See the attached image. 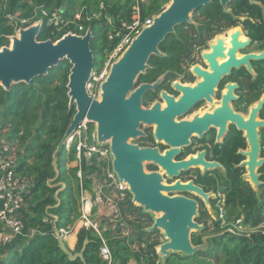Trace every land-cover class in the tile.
Masks as SVG:
<instances>
[{"label": "trees", "instance_id": "16d2710c", "mask_svg": "<svg viewBox=\"0 0 264 264\" xmlns=\"http://www.w3.org/2000/svg\"><path fill=\"white\" fill-rule=\"evenodd\" d=\"M169 2L0 0V48L9 45L10 37L15 35L21 20L35 18V21L42 17V27L37 35L39 42L51 40L55 43L68 33L83 35L87 30L91 32L93 72L97 73L118 41L108 39L112 25L120 28L122 23H130L136 4L140 18L144 20L159 15ZM55 11L59 13L61 22L48 25V19ZM78 12L81 14L76 19ZM191 19L199 21L193 20L197 26L188 23L177 26L174 34L167 36L159 46L164 56L150 58V68L138 77L136 85L152 84L165 74L162 87L170 88L168 83L176 79V73H187V64L193 61L196 50L227 29L241 27L245 37L252 42L264 43V0H255L254 4L249 0H231L227 11L215 0L193 12ZM252 67L257 76L251 80L246 75V85L250 91H256V99H259L264 93V60L252 62ZM70 68L68 61L63 60L46 76L36 77L30 84L19 83L9 91L0 87V136L15 147L17 170L32 180V187L25 198L26 205L15 215L22 223L26 239L0 250V264H106L99 256L101 239L93 231L78 230L73 252H80L81 257L74 260L63 254L53 235V229L72 227L79 218L78 169L69 166L76 159L74 143L62 147L57 156L56 171L53 167V154L75 113L74 108L68 107L66 85ZM154 95L147 93L142 105L153 100ZM260 119L264 120V107ZM87 128L88 133L93 131V125L88 124ZM234 133L235 136L229 138L228 151L219 155V161L226 168L225 184L228 186L222 209L224 225L216 219L213 230L209 231L201 212L195 221L202 224L203 229L191 235L193 246L203 245L202 238L209 236L207 249L191 256L171 254L164 262L156 263L155 247L159 243L155 232L145 230L153 223V217L139 207L129 209L133 204L127 202L122 205L121 212L131 231L129 235L124 237L119 228H108L102 234L112 255L111 264H264V233L256 230L264 220V163L258 169L260 185L255 193L241 177L244 170L235 167L243 159L236 152L246 145L240 134ZM146 141L153 144L152 139ZM260 145L264 158V129L261 130ZM85 162L82 157L81 171L85 184L91 182L90 177L100 179L102 166L96 159L91 158L88 164ZM197 182L203 183L204 180L199 178ZM49 214L56 217L54 223L44 221ZM238 227L246 232L238 231ZM142 244L144 248H141Z\"/></svg>", "mask_w": 264, "mask_h": 264}, {"label": "water", "instance_id": "95a60500", "mask_svg": "<svg viewBox=\"0 0 264 264\" xmlns=\"http://www.w3.org/2000/svg\"><path fill=\"white\" fill-rule=\"evenodd\" d=\"M215 0H170L166 8L153 17L150 27L143 29L115 60L109 69L106 79L99 86V100L91 97L87 90L93 73L94 58L90 50L91 32L84 36L71 33L64 35L53 43L51 40L37 41L42 22L20 29L17 36L10 37V46L0 48V87L9 91L13 85L19 83L30 84L36 77L46 76L48 71L56 67L59 62L66 60L71 65L66 88L68 90L69 108L75 113L63 138L53 154V167L57 169V156L63 146H70L67 140L77 127L85 121L94 125L97 143L109 144L112 156V171L119 182L128 186L132 202L137 204L144 213L159 215L146 232L161 231L166 242L157 247V254L162 262L171 254L191 256L199 250H206L209 236L202 238L203 245L193 246L191 235L203 229L195 221L198 216V204L183 194L193 192L207 201L208 194L194 186L192 182L182 183L178 178L181 173L191 168L201 166L205 172L213 169L215 163L203 160V153L196 157L190 156L186 160H175L183 147H187L192 135L200 138L210 126L218 127V139L226 131L227 121L235 128L245 133L249 150L243 153L247 161V173L244 175L255 190L260 185L258 169L264 163L260 158L259 131L264 129V120L259 113L264 106V95L250 109L247 119L234 113L228 106L235 96L234 86L227 87L223 109L215 115L195 117L191 121L177 122V118L187 112L199 99L213 94L214 88L221 77L231 68L245 65L250 68L251 60H260L264 54L247 55L237 59L236 53L249 44L240 42L242 30L238 28L231 34V47L224 54L225 44L218 39L211 46L212 53L203 54V58L212 73L195 67L193 72L202 77L203 82L195 87L183 86L179 82L172 87L181 93L177 99L165 92L160 97L165 102L154 103L150 108L142 107V100L147 92H154L160 85L163 76L152 84L136 85L138 77L150 68L148 62L151 57H163L159 51L160 44L174 34L177 26L185 23L192 24V13L208 6ZM220 6L227 11L231 0H218ZM254 4L255 0H249ZM218 59L226 60L220 65ZM210 101V100H209ZM141 126L153 127V138L156 142H163L168 149L160 153L157 148L140 147L132 142L145 135ZM159 167L169 179H176L173 184L164 183L160 173L144 171V164ZM54 180H51L53 182ZM50 182V181H49ZM60 250L69 260L80 258V252H73L65 243V239L57 238ZM86 243V242H85Z\"/></svg>", "mask_w": 264, "mask_h": 264}, {"label": "built area", "instance_id": "2783aa9c", "mask_svg": "<svg viewBox=\"0 0 264 264\" xmlns=\"http://www.w3.org/2000/svg\"><path fill=\"white\" fill-rule=\"evenodd\" d=\"M42 15L45 16L46 14L43 13ZM75 17L79 19L80 16L76 15ZM39 18L36 22L42 21V17L40 18L41 20H39ZM29 21L30 20H21L20 26L16 29L14 36H17L20 29H25L30 26L27 24ZM60 22L59 13L57 11L52 13L48 19V25H58ZM108 22L110 23L109 20ZM152 23L153 17L144 20L140 18L139 7L136 4L132 10L130 23H122L120 28H115L112 25V30L109 32L108 39H116L118 41L100 71L92 73L90 83L87 85V90L93 89L92 97L94 99L99 100V86L106 79L111 64L126 50L132 40L143 29L150 27ZM79 30H81V28H79ZM77 36H84V34ZM87 125L88 123L83 121L67 140V143L70 145L74 143L76 148L74 167L78 169L79 218L75 224L79 227L78 230H91L100 237L102 245L100 247L99 256L106 264H111L112 255L102 234L108 228L112 230L119 228L124 237L129 235L131 231L123 219L121 208L122 205L127 202L133 204L132 196L129 193L128 186L123 182H119L112 171V156L109 144L97 143L94 125L91 133H88ZM4 132L3 130V133ZM82 157L86 160V164H88L91 158H95L96 162L102 166V175L100 179L94 180L93 177H90L89 180H91V182L85 184L81 171ZM17 159L18 156L15 147L5 142L4 139L1 140L0 250H5L17 241L21 242L23 239H26V236L22 233V223L15 215L26 205L25 198L32 187V180L17 170ZM56 220V217L51 214L44 217V221L47 222L54 223ZM218 220L224 225L225 216L222 208L218 210ZM238 222L239 221H237V223ZM101 226H103V228H101ZM74 228L75 225L72 227L68 226L65 228L53 229V235L56 239H66V237L72 234ZM238 230L242 231V228L238 227ZM256 230L262 234L264 233V220L256 227ZM32 234H34V232H32ZM156 247L155 252L156 255L159 256ZM141 248H144L143 244ZM156 263H159L158 259Z\"/></svg>", "mask_w": 264, "mask_h": 264}, {"label": "flooded vegetation", "instance_id": "af4514ba", "mask_svg": "<svg viewBox=\"0 0 264 264\" xmlns=\"http://www.w3.org/2000/svg\"><path fill=\"white\" fill-rule=\"evenodd\" d=\"M191 21H192L193 25L197 26V24L192 19H191ZM235 28H240L242 30L241 27H235ZM235 28L227 29L224 32H222L220 34H216L211 39H208L207 41H205L204 47L198 48L196 50V52L194 53L193 61L188 62L187 73L185 75L176 73V76H177L176 79H174L173 81H170L168 83V86L170 88L162 87V84L164 83V80H165V74L161 75V76H163V79H162L159 87L154 92H152L155 94L153 97V100H151L150 102H148L142 106H146L147 108H150L152 106L151 103H153L155 100H157V102L160 103L161 108H164L165 102L160 97V94L162 92H165L167 95L172 96L175 99L179 98L181 96V93L179 91H176L172 87V84L175 82H179L183 86H190V87H195L197 84L203 82L202 77L197 76V74H195L193 72V69L195 67H199L201 70H203L205 72L212 73L209 70L208 64L206 63V61L203 58V54L212 53L211 46L216 44V41L218 40V39L216 40V37H223L224 38V39L221 38L220 40H223V42L225 44L224 54H226L227 50L231 47V45H230V47L227 49V46H226V40H227V34L228 33L226 34V36H221V35L225 34L227 31L229 32L230 30L235 29ZM241 36H243L245 38V40L244 41L239 40V41L240 42H246V39H248V38L245 37L243 30H242ZM241 36H239V38ZM248 40H249V44L247 46L254 44V42H252L250 39H248ZM210 42H213V43L211 44ZM230 42H231V37H230ZM247 46H245L242 50H240L236 53L237 59H240V58L247 56V55H252V54H248V53H243L244 52L243 50ZM200 51H203V52L200 54ZM253 55H256V54H253ZM200 59L202 60L201 65H199ZM260 60H264V58H262ZM225 61L226 60L217 58V63L219 65ZM255 61H258V60H251L250 61V63H249L250 68L249 69L245 65H243L239 68H231L228 73H225L221 77L220 81L217 83V85L214 88L213 94L209 95L210 101L206 98L199 99L189 108V110L187 112H185L184 114H182L180 117H178L176 119L177 122L191 121L195 117L200 118L204 115H215V113L217 111L223 109V103H224L223 99L227 93V87L228 86H234L233 95L235 96V98L229 102L228 106L231 108V110L234 113L241 115L239 112L235 111L233 109V107L238 108L240 106V104L242 103V101L244 99V95L246 93H256V91H250L249 90V88L246 85V79H245L246 75L250 76L251 80H254L256 78L257 74L255 73V71L252 67V62H255ZM147 93H149V92H147ZM263 95H264V93L260 96L259 99L255 100L254 102L257 103ZM215 102H217V105H214ZM209 105H214V106L210 110L204 111L201 114H199L200 111L198 112V110L202 106H209ZM262 110H263V108H262ZM249 113H250V111H249ZM249 113H248V116H249ZM260 113H259V118H260ZM188 116H191V117L189 120H186V117H188ZM248 116L247 117L243 116V118L247 119ZM261 130L259 131V142H260ZM234 131H236L237 133L240 134L241 138L244 139L245 145H246V147L244 149L239 148L237 150L236 154L241 156L243 159L237 165H235V167L244 170V173L241 176L242 179L250 185V187L252 188V190L255 193H257L258 191L252 187V184L250 183V181H248L247 178L244 177V175L247 173V171H246V166H243L242 164L247 161V157L244 156L243 153L248 152V150H249L247 140L245 139V133L238 131L234 125L230 124L229 121H227V124H226V131L222 133V135L219 137V139H218L219 128L214 127V126H210L208 128V130L205 133H203V136L200 138L192 135L190 140H189L190 144L187 147H183L181 149L180 155L175 159L177 161L178 160H186L190 156L196 157L197 154L203 153L204 154L203 160L205 162L216 164V166L213 167V169H207L205 172L203 171V169H201L202 168L201 166L191 168L187 172L181 173L179 178H178L184 184H186L188 182H192V184L194 186L200 188L204 194H208V197H207L208 202H209L210 208L214 211L213 214H215V216H218L217 209L219 210V208H222V209L224 208L225 199H226L227 191H228V186H226V184H225V182L227 181L226 168L219 161V155L222 152L228 151L229 138L231 136L232 137L235 136ZM143 134L145 135L144 132H143ZM148 139L153 140L152 137L149 138L148 136L145 135L144 137L137 138L134 141L141 140V142L146 143L147 145L152 144V143H149L146 141ZM133 144H136V143H133ZM136 145H138V144H136ZM159 145L163 146L162 151H160L158 149V151L160 153H163L168 149V147L163 142H161ZM148 147H150V145ZM260 148H261V145H260ZM183 154H184V156H183ZM260 158H263L261 156V152H260ZM149 165H150L149 167L151 168L152 167L151 165H153V164H149ZM192 169H198V170H195L192 172L191 171ZM257 173H258V171H257ZM199 178L203 179L204 182L203 183L197 182V180ZM170 181H172L174 183L176 181V179H171ZM173 183H171V184H173ZM258 189H259V187H258ZM183 195L190 198V199H192L191 196H195V197L202 199L201 196H199L193 192H185ZM213 196H214V198H212ZM193 200L196 201L197 199H193ZM203 207L204 206L202 203H198V214L200 212H203V209H202ZM204 214H205V216H207L205 212H204Z\"/></svg>", "mask_w": 264, "mask_h": 264}, {"label": "rangeland", "instance_id": "374dc122", "mask_svg": "<svg viewBox=\"0 0 264 264\" xmlns=\"http://www.w3.org/2000/svg\"><path fill=\"white\" fill-rule=\"evenodd\" d=\"M169 3H167L166 5H164L162 8L163 9H165L166 8V6L168 5ZM79 11V10H78ZM81 14V12H78L77 13V15H80ZM192 18V17H191ZM198 18V17H197ZM35 19V18H34ZM34 19L33 20H30L27 24L28 25H30V26H32V25H35L36 23H38V22H36V20L34 21ZM39 20H41L40 18H39ZM192 20H195V22H199V21H197L196 19H192ZM30 26H28V27H30ZM228 33V31L225 33V34H222L221 36H226V34ZM211 44L213 43V42H210ZM209 43V44H210ZM8 46H10V44L8 45ZM209 48V47H208ZM244 52L243 53H248V54H256V55H259V54H264V43H254L253 45H249V46H247L244 50H243ZM203 51H200V54L202 53ZM109 56H110V54L107 56V59H106V61L108 60V58H109ZM119 58V57H118ZM118 58H116V60L118 59ZM201 62H202V60L200 59V64L199 65H201ZM88 92H89V94H90V96L92 97L93 96V89H89L88 90ZM257 98V94L256 93H246L245 95H244V99H243V101H242V103L240 104V106L238 107V108H234L233 106V109L235 110V111H237V112H239L242 116H244V117H247L248 116V113H249V111H250V109L252 108V107H254L255 105H256V102H254L255 100H257L256 99ZM155 102H157V100H155L153 103H151V105H153ZM214 105H217V102H215L214 103ZM214 105H209V106H202L199 110H198V112H199V114H201L202 112H204V111H208V110H210ZM150 106V105H149ZM143 108H147L146 106H142ZM190 117L191 116H188V117H186V120H189L190 119ZM144 133H145V135L146 136H148L149 138H153V128L152 127H146V126H141V128H140ZM94 130H95V127H94ZM1 140H3V138H2V136H0V141ZM153 144H149L150 145V147L151 148H157V149H159L160 151H162V149H163V146L162 145H159L160 143H158V142H156V140L153 138ZM132 143H136V144H138L140 147H148V146H145V145H147L146 143H143V142H141V140H138V141H134V142H132ZM69 166H71V164H69ZM150 165L149 164H147V163H145L144 164V171L146 172V173H151V172H157V173H160L161 174V176L164 178V183H166V184H171V183H173L172 181H170L171 179H169L166 175H165V173L159 168V167H156L155 165H151L152 167L150 168L149 167ZM202 169V168H201ZM200 169V170H201ZM195 170H198V169H192L191 171L193 172V171H195ZM54 186H59V185H54ZM76 186V183H74V187ZM212 196V195H211ZM195 196H191V198L192 199H197L196 201L198 202V203H202L203 204V214H204V212L206 213V215L207 216H205V214H204V216H205V219H206V226L208 227V229H209V231H211V230H213V223L215 222V220L216 219H218V216H215V214H213V210L210 208V205H209V202H208V199H207V201H205L204 199H201V198H198V197H195ZM212 198H214V196L212 197ZM197 203V204H198ZM138 207V205L137 204H135V203H133V206L132 207H130L129 209H132V208H137ZM142 211V210H141ZM201 213V212H200ZM199 213V214H200ZM152 217H153V219H155L156 217H158L159 215H157V214H151V213H149ZM198 214V215H199ZM202 225V224H201ZM203 226V225H202ZM78 229H79V227L77 226V224H75V228H74V231L72 232V234H77V232H78ZM239 231V230H238ZM242 231L243 232H246V230H244L243 228H242ZM194 233H198V232H194ZM155 239L158 241V243H160L159 245H161V244H163L164 242H166V239L164 238V235L162 234V232L161 231H156L155 232ZM69 243V239L68 240H66V244H68ZM158 245V246H159ZM157 246V247H158ZM157 247H156V249H157ZM75 248V247H74ZM73 250V249H72ZM178 255H181V254H178ZM158 260L159 261H162L161 260V257L160 256H158Z\"/></svg>", "mask_w": 264, "mask_h": 264}, {"label": "crops", "instance_id": "0c3cea01", "mask_svg": "<svg viewBox=\"0 0 264 264\" xmlns=\"http://www.w3.org/2000/svg\"><path fill=\"white\" fill-rule=\"evenodd\" d=\"M70 167H74V162L71 163V166ZM69 239V243L66 244L71 250L73 249L74 250V247H75V244H76V234H70L68 237H66L65 239V243H66V240Z\"/></svg>", "mask_w": 264, "mask_h": 264}, {"label": "bare ground", "instance_id": "6f19581e", "mask_svg": "<svg viewBox=\"0 0 264 264\" xmlns=\"http://www.w3.org/2000/svg\"><path fill=\"white\" fill-rule=\"evenodd\" d=\"M236 31H239L238 28L232 29V30H230V31L228 32V34H227V40H226V46H227V49L230 47V36H231L232 33L236 32ZM221 38L224 39L223 37H216V40H217V39H221ZM239 40H240V41H244L245 38H244L243 36H241V37L239 38Z\"/></svg>", "mask_w": 264, "mask_h": 264}]
</instances>
